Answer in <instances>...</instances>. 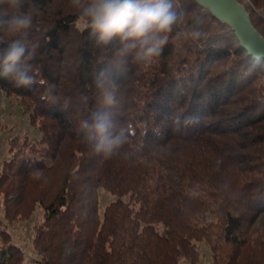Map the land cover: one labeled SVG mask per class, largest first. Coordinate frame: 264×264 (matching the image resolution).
<instances>
[{
  "label": "trees",
  "instance_id": "trees-1",
  "mask_svg": "<svg viewBox=\"0 0 264 264\" xmlns=\"http://www.w3.org/2000/svg\"><path fill=\"white\" fill-rule=\"evenodd\" d=\"M237 1L264 38V0ZM179 2L188 26L201 21V37L173 34L158 57L137 63L97 46L68 0H39L36 82L18 88L0 78V90L28 103L40 133L25 160L4 166L16 214L23 203L43 210L33 264H194L201 242L213 264H264V60L194 0ZM100 67L121 86L116 119L132 133L111 158L79 127L106 110L93 83ZM177 116L201 119L177 130ZM99 189L116 198L102 213ZM0 239V264H23L1 228Z\"/></svg>",
  "mask_w": 264,
  "mask_h": 264
},
{
  "label": "clouds",
  "instance_id": "clouds-1",
  "mask_svg": "<svg viewBox=\"0 0 264 264\" xmlns=\"http://www.w3.org/2000/svg\"><path fill=\"white\" fill-rule=\"evenodd\" d=\"M76 15V24L88 32L97 46L111 48L116 58L131 56L137 63L158 57L171 35L198 40L201 21L193 18L188 26L189 10L179 0H68ZM40 12L39 0H0V78L16 87H31L36 82L33 61L40 44L33 40L32 29ZM104 111L80 122V130L94 152L104 158L118 155L128 141L130 127L121 125L115 110L121 105V86L107 68L93 76ZM49 84L46 95L55 90ZM199 116H177L174 123H199ZM41 179L43 173L33 167L30 173Z\"/></svg>",
  "mask_w": 264,
  "mask_h": 264
},
{
  "label": "rangeland",
  "instance_id": "rangeland-1",
  "mask_svg": "<svg viewBox=\"0 0 264 264\" xmlns=\"http://www.w3.org/2000/svg\"><path fill=\"white\" fill-rule=\"evenodd\" d=\"M29 107L28 103L19 97L0 90V228L6 230L11 240L22 249L25 256L23 264L39 261L33 240L36 227L44 219L43 210L37 205L23 203V214H16L11 199H8V196H14V193L7 194L9 187L5 185L7 172L4 171V166L18 165V161L25 160L29 156L28 144L40 139L38 124L30 120ZM17 188L24 191L22 186ZM114 200L115 196L99 189V212L102 213L105 206ZM196 247L198 258L194 264H213L207 245L201 242L197 243ZM179 264L191 263L181 259Z\"/></svg>",
  "mask_w": 264,
  "mask_h": 264
},
{
  "label": "water",
  "instance_id": "water-1",
  "mask_svg": "<svg viewBox=\"0 0 264 264\" xmlns=\"http://www.w3.org/2000/svg\"><path fill=\"white\" fill-rule=\"evenodd\" d=\"M219 22L227 25L240 46L256 60H264V38L252 26L248 12L237 0H194Z\"/></svg>",
  "mask_w": 264,
  "mask_h": 264
}]
</instances>
